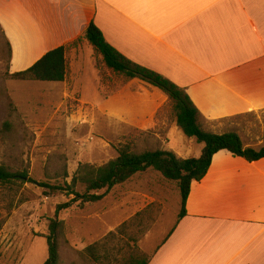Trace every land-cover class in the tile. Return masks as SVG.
I'll return each mask as SVG.
<instances>
[{
  "label": "crops",
  "instance_id": "1",
  "mask_svg": "<svg viewBox=\"0 0 264 264\" xmlns=\"http://www.w3.org/2000/svg\"><path fill=\"white\" fill-rule=\"evenodd\" d=\"M91 22L124 57L182 88L206 131L264 144L242 127L264 111V0H0L11 73L67 47ZM69 67L63 82L47 83L65 84ZM185 210L148 264H264V158L218 151Z\"/></svg>",
  "mask_w": 264,
  "mask_h": 264
},
{
  "label": "rangeland",
  "instance_id": "2",
  "mask_svg": "<svg viewBox=\"0 0 264 264\" xmlns=\"http://www.w3.org/2000/svg\"><path fill=\"white\" fill-rule=\"evenodd\" d=\"M88 44L79 39L67 46L70 76L65 84L21 82L5 75L11 71L0 32V165L26 174L0 184V264L46 260L48 218L69 198L58 191L51 195L41 182H70L80 163L103 164L123 144L181 157L201 153L202 144L174 125L172 101L165 93L137 79L129 83L106 68ZM243 122L258 140L264 139V111ZM150 203L156 204L158 218L138 244L150 255L175 228L180 211L176 184L153 170L113 187L97 203L60 211L59 264H96L84 248Z\"/></svg>",
  "mask_w": 264,
  "mask_h": 264
},
{
  "label": "trees",
  "instance_id": "3",
  "mask_svg": "<svg viewBox=\"0 0 264 264\" xmlns=\"http://www.w3.org/2000/svg\"><path fill=\"white\" fill-rule=\"evenodd\" d=\"M0 32H3L0 27ZM4 37V35H3ZM102 59L106 68L127 79H139L165 93L172 101V111L176 126L188 138H194L202 144L198 157L181 158L174 152L156 150H133L129 145L117 147V156L107 162L95 165L80 163L70 182L49 184L41 182L42 187L50 190L51 195L62 192L69 199L55 206L54 215L48 218L46 236L47 258L42 264H59V243L63 237L64 221L59 212L71 209H83L87 204L101 201L115 186L122 185L137 174L147 170L159 173L165 180L176 184L180 196L178 220L185 216L186 200L193 182L200 181L210 166L215 153L225 150L248 162L264 158V144L258 149L244 146L236 132L215 134L206 131L200 122L197 108L187 93L159 73L140 66L124 57L104 39L101 31L89 23L83 36ZM6 44V60L10 61L11 48ZM65 46L47 51L39 60L25 70L14 73L6 71L10 79L20 81L63 82L67 77ZM26 174H17L4 165H0V184H12L24 179ZM158 218L156 204L150 203L133 216L109 231L99 240L87 245L84 252L96 264H148L151 255L139 247V241Z\"/></svg>",
  "mask_w": 264,
  "mask_h": 264
}]
</instances>
